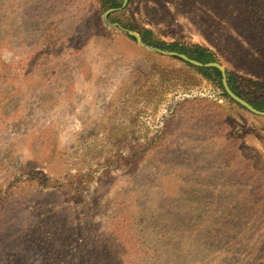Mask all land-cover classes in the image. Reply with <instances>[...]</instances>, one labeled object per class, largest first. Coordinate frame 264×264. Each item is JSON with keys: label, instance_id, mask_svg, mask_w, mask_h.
Segmentation results:
<instances>
[{"label": "rangeland", "instance_id": "obj_1", "mask_svg": "<svg viewBox=\"0 0 264 264\" xmlns=\"http://www.w3.org/2000/svg\"><path fill=\"white\" fill-rule=\"evenodd\" d=\"M107 2L0 0V264H264V119ZM118 12L264 84V0Z\"/></svg>", "mask_w": 264, "mask_h": 264}, {"label": "trees", "instance_id": "obj_2", "mask_svg": "<svg viewBox=\"0 0 264 264\" xmlns=\"http://www.w3.org/2000/svg\"><path fill=\"white\" fill-rule=\"evenodd\" d=\"M130 2L132 0H129ZM124 0H108V8H119L123 5ZM121 12H114L110 14V17L115 14L119 15ZM118 20V19H117ZM123 26L127 27L126 24H123L122 21L118 20ZM143 41L150 46L157 47L167 51H175L178 53L186 54L189 58L198 60L203 63L209 62H218L217 54L210 49L208 46L200 44V43H185L181 41H165L159 39L155 36V33L152 29H143L139 31ZM134 38V37H132ZM175 59L185 63L188 66H191L196 69V71L202 75L205 79L212 81L215 85L218 86L223 91V94L230 98L224 90L222 84V74L218 68L215 67H197L193 64L184 61L181 58L174 57ZM228 80L231 88L234 92H236L239 96L243 97L247 101H249L255 108L264 111V84L257 80H250L248 90L245 86V81H241L237 75L233 74L229 70H227ZM264 119L262 116H258ZM256 150V149H254ZM257 152V151H256ZM250 157V156H249Z\"/></svg>", "mask_w": 264, "mask_h": 264}, {"label": "water", "instance_id": "obj_3", "mask_svg": "<svg viewBox=\"0 0 264 264\" xmlns=\"http://www.w3.org/2000/svg\"><path fill=\"white\" fill-rule=\"evenodd\" d=\"M128 2H129V0H124L123 5L121 7H119V8H111V9L107 10V12L105 13V16H104L105 22L108 25H111V26H113V25L118 26V28H121L126 33H128L130 36L134 37L136 39V41L142 47H144L147 50H150V51H153V52H157V53L169 56V57L181 58L184 61L189 62V63H191V64H193L194 66H197V67H215V68H218L221 71L222 84H223L224 90L227 93V95L233 101H235L236 103H238L242 107L246 108L251 113H253L255 115H258V116L264 117V111H261V110L255 108L249 101H247L246 99H244L243 97L239 96L236 92L233 91V89L231 88V86L229 84L227 70L221 63H219V62L203 63V62H200L198 60H194V59L189 58L186 54L178 53V52H175V51H167V50H163V49H160V48H157V47L150 46V45H148L147 43H145L143 41L142 36L139 33H137L136 31L128 30V29H125V28L121 27L118 24H113V23L109 22L108 21L109 14L124 9L127 6Z\"/></svg>", "mask_w": 264, "mask_h": 264}]
</instances>
